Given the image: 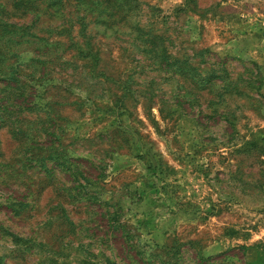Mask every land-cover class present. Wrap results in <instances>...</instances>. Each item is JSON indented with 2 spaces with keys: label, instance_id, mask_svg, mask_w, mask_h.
Masks as SVG:
<instances>
[{
  "label": "rangeland",
  "instance_id": "1",
  "mask_svg": "<svg viewBox=\"0 0 264 264\" xmlns=\"http://www.w3.org/2000/svg\"><path fill=\"white\" fill-rule=\"evenodd\" d=\"M0 264H264V0H0Z\"/></svg>",
  "mask_w": 264,
  "mask_h": 264
}]
</instances>
